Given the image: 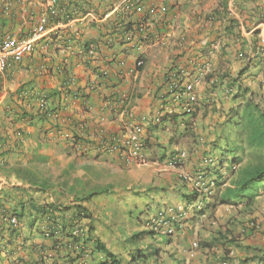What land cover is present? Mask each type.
<instances>
[{
  "label": "crops",
  "instance_id": "crops-1",
  "mask_svg": "<svg viewBox=\"0 0 264 264\" xmlns=\"http://www.w3.org/2000/svg\"><path fill=\"white\" fill-rule=\"evenodd\" d=\"M118 2L120 0H58L52 18L55 21L61 19L62 22L65 12H70L74 19L78 14L91 11L98 16L108 12L109 16L102 22L61 24L55 30L51 22L39 25L46 30V35L35 42L34 51L0 72V205L7 212L5 218L0 217V226L4 227L0 234L3 236L0 264H30L41 256L46 263L52 262L53 252L47 248L50 240L38 233L28 234V222L36 214L35 209L53 202L63 206L86 196L85 191L70 193L57 185L76 180L75 176L65 174L80 158L90 160L102 152L99 147L102 137L130 130L141 115L151 119L157 111L162 114L169 110L173 114L184 111L182 102L171 100L169 84L175 75H182L183 81L192 84L197 94L195 108L184 119L191 121L193 129L203 130L207 146L218 128L220 131L219 125L233 105L222 91L232 78L238 77V83L241 81L243 86L258 83L264 93V64L261 63L264 0H234L230 5L224 0H140L145 6L142 12L125 11ZM152 3L159 7L154 13L147 11ZM45 7V0H0V26L4 34L30 36ZM126 27L129 28L127 33L124 32ZM138 28L146 39L142 45L130 47L127 34ZM230 28L231 34L227 33ZM256 30L259 33L255 35ZM154 34L160 36L159 42L150 41ZM90 44L95 45L92 55L85 52ZM253 44L255 49H252ZM259 48H262L258 53L261 57H254ZM138 59H142L143 65L137 69ZM244 67L247 69L242 72ZM251 73L252 77L246 79ZM21 86L33 92L34 98L44 99L48 107L58 105V109L46 120L30 123V104L40 108L39 99L33 103V97L23 91L22 101L17 94ZM67 89L70 92L65 93ZM57 91L61 92L59 99L54 96ZM262 97L264 99V95ZM166 118L157 126L150 121L145 126L147 145L155 140L161 142L159 135L177 138L180 133L189 132L181 122L172 124ZM52 125L59 130L54 132ZM185 139L190 138L186 135ZM164 143L167 157L176 149H185L181 142L171 138ZM189 146H192L190 142ZM192 150L183 164L184 169L193 172L212 167L202 164L203 150L198 144L193 145ZM109 156L117 159L113 154ZM226 165L224 160L222 167ZM55 166L64 174L50 173L51 190L30 188L25 178L15 175L16 167L44 168L45 175H38L37 180H47L50 177L47 168ZM223 175L219 179L222 186H229L235 174ZM90 200L92 198L83 200L81 204L89 209ZM251 208L255 211L250 217L264 222V187L258 190ZM13 210L22 214L18 218L19 236L12 239L11 244H5L9 233L3 220H7ZM91 224L94 225V220ZM254 236L244 239L243 244L249 246ZM259 236L254 244L264 251V238ZM245 253L240 250L239 256L235 251L239 259L246 257ZM96 257L102 258L101 255ZM95 262L85 259L76 264Z\"/></svg>",
  "mask_w": 264,
  "mask_h": 264
},
{
  "label": "trees",
  "instance_id": "trees-1",
  "mask_svg": "<svg viewBox=\"0 0 264 264\" xmlns=\"http://www.w3.org/2000/svg\"><path fill=\"white\" fill-rule=\"evenodd\" d=\"M231 27V26H230ZM129 28H125L124 32L127 33ZM232 28L227 29V33L231 34ZM259 30L254 31V34H258ZM256 45H252V49H255ZM254 57H261L256 54ZM247 67H244L241 71L243 72ZM241 72V73H242ZM176 77V75H175ZM241 81L238 83V77L232 78L231 82L227 87H234L235 92L230 96L233 105L229 108L224 120L221 122L220 131L219 128L215 132L213 140L210 141L209 146L202 151V164L206 166H212L204 171L199 168L193 172H189L192 175L200 173L203 177V182H206L210 189L202 190L198 188H189L179 194L180 203L183 204L182 208L179 209L178 205H164L159 207L157 211L151 215V217H158V213L166 214L165 208L173 207L176 222L183 212L192 211L189 210V206H192L193 213L188 218L189 221L205 222L207 216L206 211H212L219 204H227L232 207L241 206V210H252L255 197L258 195V190L264 187V102L263 97L260 95L255 96L253 91L248 85H241ZM24 93H28L33 97V92L24 90L21 86L17 90V94L23 99ZM173 91V90H172ZM171 91V92H172ZM70 92L68 89L65 93ZM61 92L57 91L54 93L58 99L60 98ZM257 97V98H256ZM34 98V97H33ZM32 98L33 103L40 99L36 96ZM42 98V97H41ZM40 108H35L33 104H30V115L31 122L37 123L44 121L52 115L57 109L58 105L50 108L46 105L45 100ZM192 110H184L179 114H164L161 117V123L163 119H167L172 124L181 122L184 129L192 128L191 121H185V117L191 115ZM22 114H26L22 111ZM194 115V114H192ZM192 117V116H191ZM184 119V121H183ZM157 126V125H154ZM219 127V126H218ZM52 130L57 132L59 128L52 125ZM183 133L179 134V137ZM201 139V138H200ZM198 142V141H197ZM205 157V158H204ZM163 156H161V159ZM209 158V161H203ZM188 159V158H187ZM186 159V160H187ZM184 160V164L186 162ZM207 160V159H206ZM224 160L227 161V165L223 166ZM200 162V163H201ZM223 168V170L220 169ZM235 167V168H234ZM220 169V172H219ZM46 173L50 176L47 180L38 181V175L44 176V168L41 169H29V168H15V175L21 178H25L29 183L30 188L36 190H51L53 183H51V174L49 171ZM233 173L235 174L234 179L231 181L229 186H222L220 178H223V174ZM182 181L185 180L181 177ZM48 182V183H47ZM62 185L67 184L66 181L60 182ZM60 183L57 185L59 189ZM212 183V185H211ZM61 190L64 191L62 188ZM100 192V191H99ZM95 193H86L85 197L76 198L69 204L59 206L55 202L42 204L35 209L36 214L28 222V234L38 233L43 235L44 238L50 240V246H47L49 250L53 252L51 263H46L43 256L38 260L30 264H76L78 261H89L96 260V264H159L158 261L161 258L162 248L155 247L149 243L147 246L142 245V239L147 235H154L153 229L140 230L136 233H132L127 237L125 243L132 245L126 252V258H123L121 253H116L110 250L100 236L95 232V224L92 225L91 221L95 219L89 210L81 204L83 200L89 199ZM197 201L201 202L200 207H196ZM10 213L11 216L17 219L22 217L21 212ZM202 214H204L202 216ZM7 212L4 211V207L0 205V217L5 218ZM202 216V218H201ZM10 217V216H8ZM7 220H3L6 224V230L8 231V238L5 244H11L12 239H16L19 236L18 227L11 225ZM83 218H87L88 221L81 225ZM251 219V218H248ZM150 221V220H149ZM172 221L175 223V219H171V216L165 215V221ZM3 222V223H4ZM244 223V222H243ZM242 223V224H243ZM43 226H46V235L43 230ZM4 227L0 226V234ZM79 231L78 234L72 232V230ZM248 232L250 230L248 229ZM158 235L161 243H166L167 235L160 234L155 231ZM2 235L0 238L2 239ZM238 239L228 227L219 228L211 237L202 239L199 241L200 248L204 250H213L218 248L219 253L214 259L217 261L228 260L232 261L233 256H229L230 252H235L236 249L243 250L246 257L239 259L238 264H247L251 261L260 262L264 259V251L261 248L255 246H245L237 241ZM12 241V242H11ZM141 244V245H140ZM6 247V245H4ZM44 248V246H41ZM127 249V248H126ZM235 249V250H234ZM229 254V255H228ZM101 255V259H97L96 256ZM59 259H63L62 262H58ZM209 263V261H208ZM160 264H169L165 261ZM174 264H184L182 260L175 261Z\"/></svg>",
  "mask_w": 264,
  "mask_h": 264
},
{
  "label": "rangeland",
  "instance_id": "rangeland-1",
  "mask_svg": "<svg viewBox=\"0 0 264 264\" xmlns=\"http://www.w3.org/2000/svg\"><path fill=\"white\" fill-rule=\"evenodd\" d=\"M252 74L247 75L245 78H251ZM256 84L248 86L255 96H263L262 88ZM226 87L222 89L224 96H227L225 93ZM227 98L231 100V97L227 96ZM262 102H264V99ZM200 105L202 106V103ZM188 130L189 132L185 131L187 134L181 137L183 140L180 137H169V134L163 137L159 135L158 140H161V142L155 140L146 146L149 154L146 157L147 163L145 165L125 166L109 154L100 152L90 160L83 159L85 157L80 158L65 174L75 176L76 180L65 185L60 183L61 189L70 191V193L76 191L78 193L81 191H85V193L98 192L90 197L92 200H90L88 209L95 219V232L102 240H105L106 244H111L108 247L110 250L121 253L123 258L127 257V250L132 248V245L125 243L124 239L126 240L132 233L146 230L145 222L159 207L179 204L181 200L179 194L183 192L179 189L181 187L183 189L191 187L190 181L184 183L181 179L182 174H187L189 171L184 169L183 164L170 165L167 162L165 147H163L164 142L169 138L175 142H181L188 156L194 152L192 150L193 145L202 142L204 144L203 148L206 147L208 143H206V135L203 130L199 131L192 128H188ZM186 135L190 139H185ZM189 142L192 144L191 147ZM203 148L200 149L205 151ZM161 156H163L162 159ZM47 171L58 176L64 174V171L56 166L48 167ZM80 176H83L84 179H79ZM63 178L65 179V177ZM252 211L255 210L252 209L249 212L247 210L234 211L231 205L219 204L212 213L209 210L205 212L206 215H210L207 216L205 222L189 221V226L185 225L181 230L175 231L174 235L168 236L167 240L169 241L166 243H161L155 236L150 237L146 234L142 239V245L147 246L151 243L155 247L162 248V257L169 264L172 263V260H182L186 264H207V262H204V260H207L205 256L214 258L217 255L213 254L215 252L211 250L206 251L200 248L199 241L211 237L219 228L228 227L242 245H245V243L243 244L244 239L256 235L250 243L251 246H255L254 242H256L257 237L260 238L259 234L249 232L241 235L239 233L240 225L251 218ZM193 242H198V248L191 247ZM240 250L236 249L239 256Z\"/></svg>",
  "mask_w": 264,
  "mask_h": 264
},
{
  "label": "built area",
  "instance_id": "built-area-1",
  "mask_svg": "<svg viewBox=\"0 0 264 264\" xmlns=\"http://www.w3.org/2000/svg\"><path fill=\"white\" fill-rule=\"evenodd\" d=\"M227 4H232L234 0H224ZM120 5H122L123 10L128 11L133 10L136 12H142L145 8L144 4L140 2V0H120ZM46 9L44 12L38 16L36 19L37 28H35L30 36H20V37H10L4 34L2 26H0V72H5L11 65L19 63L25 56L30 55L35 49V42L41 36L46 35V30L39 27V25H46L48 22L52 23V30L56 28H60L61 24L65 26H69L76 21L80 22H102L106 18H108L109 13L104 12L100 16L95 14L94 12H85L82 14H78V18L74 19L70 17L71 13H64L62 22L61 19L55 21L53 20V16L56 14V7L58 5V0H45ZM148 5L147 11L150 13H154L159 9L157 5L153 6ZM64 20V21H63ZM142 30L138 28L135 31H130L127 35L130 37V47H134L135 45L140 46L142 45L143 41L146 39V35H141ZM152 43L159 42L160 36L154 34L152 39L150 40ZM261 42V41H260ZM95 50V45L90 44L86 46L85 52L88 55H92ZM262 51V48L258 49V54ZM264 55V52H261ZM255 54V55H256ZM261 55V54H259ZM242 57V54H239ZM261 63L264 64V56L261 58ZM143 65L142 59H138L135 62V68H139ZM130 72H133L132 69ZM170 89H171V100L172 101H180L183 103L184 110H193L196 106L198 101L197 94L193 91V86L190 83L183 81V76L178 75L173 78L170 82ZM235 92L234 87H226L225 93L227 96H231ZM44 101L39 99V104H43ZM173 111H167L165 114H172ZM164 115L160 111L155 112L151 119L148 118L147 115H141L139 117L138 123L133 125L130 130L115 133L113 135L104 136L102 137L101 141L99 142L100 150L107 154H113L119 159L124 165L130 164H144L146 163V148H145V126L149 124V121L152 124H158L161 121V117ZM202 141V139H200ZM188 157L187 152L185 150H176L175 153L169 156V164L177 165L181 164L186 160ZM205 158V157H204ZM207 159V160H206ZM205 161H209V158H206ZM206 163V162H205ZM185 182H191L190 188H198L200 187L202 190L210 189L206 182H203V177L200 173H195L192 175L191 173L182 174L181 176ZM212 185V183H211ZM199 189V188H198ZM201 202L197 201L196 207H200ZM193 206V205H192ZM190 206V207H192ZM173 207H167L165 210L166 214L158 213V217H151L149 221V228L153 229V231H157L160 234H172V221H165V215L171 216V219H175ZM178 208L181 209L182 206L178 205ZM187 212V211H186ZM186 212H183L181 217H184ZM204 214H202L203 216ZM201 216V218H202ZM8 223L13 226L18 225V220L14 216L8 217ZM45 227V226H44ZM46 229V228H45ZM248 229L252 234H262L264 236V222H258L254 218L247 219L243 224L239 227V233L241 235H245L248 232ZM77 229L73 231L76 233ZM197 243H192V248H197ZM233 256L232 252H230L229 256ZM209 264H215L213 261L209 262ZM218 264H238V261L235 260L234 256L232 261L228 260H221ZM255 264H264V259L260 262H256Z\"/></svg>",
  "mask_w": 264,
  "mask_h": 264
},
{
  "label": "clouds",
  "instance_id": "clouds-1",
  "mask_svg": "<svg viewBox=\"0 0 264 264\" xmlns=\"http://www.w3.org/2000/svg\"><path fill=\"white\" fill-rule=\"evenodd\" d=\"M161 123V121L158 123V124H153V125H159ZM203 143L202 142H199L198 143V147H199V149L202 147L203 148ZM146 146H147V144H146V138H145V148H146ZM207 148V145H206V147H204V149H206ZM146 150V157H147V148L145 149ZM176 150H184V149H176ZM176 150H174L171 154H173V153H175V151ZM171 154L169 155V156H171ZM188 158V157H187ZM169 157H167V162H169ZM117 160H119V159H117ZM120 161V160H119ZM121 162V161H120ZM122 163V162H121ZM146 163H147V159H146ZM146 163H144V164H137V163H134V164H136V165H145ZM123 164V163H122ZM134 164H130V165H134ZM124 165V164H123ZM171 165V164H170ZM177 165H180V164H177ZM126 166V165H125ZM235 168V167H234ZM176 205H183V204H181L180 202H179V204H176ZM189 208V210H192V211H187L186 212V214H185V216L184 217H182V218H179L178 219V221L176 222V220H175V223H173L172 222V229H173V233L172 234H164V235H167V237L168 236H172V235H174L175 234V231H178V230H181L185 225L186 226H189V220H188V218H189V214L190 213H193V207H188ZM150 218H151V216L148 218V220L145 222L146 224H145V228H146V230H150V228H149V226H148V224H149V220H150ZM18 220V219H17ZM186 222V223H183L184 221ZM88 221V219L87 218H83V221H81V225L83 224L84 225V223H86ZM183 221V222H182ZM19 222V221H18ZM198 223H200V222H198ZM18 226V225H17ZM16 226V227H17ZM43 228V230L45 231V235H46V226L44 227H42ZM74 230H72V232H73ZM151 231V230H150ZM79 233V231H77L75 234H78ZM153 233H154V235H152L153 237L155 236L158 240H159V237H158V235L157 234H155V231H153ZM261 236H262V238H264V236L262 235V234H260ZM194 243V242H193ZM197 243V245H198V242H196ZM192 245V244H191ZM192 247V246H191ZM197 248H198V246H197ZM219 250L220 249H216V248H213V250H211L212 252H215V253H213V254H218L219 253ZM206 251H208V250H206ZM232 254H233V256H234V258H235V260H237L238 262H239V258L236 256V255H234V253L232 252ZM229 255V254H228ZM206 258H207V260L206 261H209V262H211V261H213L215 264H218L220 261H216L213 257L211 258V257H209V256H206ZM160 263H163V261H165V262H167L165 259H163V257H162V254H161V258L158 260ZM175 261L176 260H172V263L171 264H174L175 263ZM255 263H256V261H254ZM159 263V264H160ZM168 263V262H167ZM183 263L184 264H186L184 261H183ZM156 264V263H155ZM207 264H209L208 262H207Z\"/></svg>",
  "mask_w": 264,
  "mask_h": 264
}]
</instances>
